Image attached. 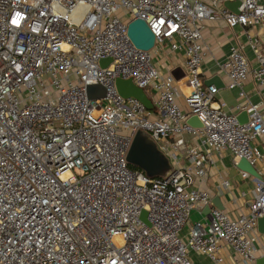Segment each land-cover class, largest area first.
Returning a JSON list of instances; mask_svg holds the SVG:
<instances>
[{"label":"built area","instance_id":"1","mask_svg":"<svg viewBox=\"0 0 264 264\" xmlns=\"http://www.w3.org/2000/svg\"><path fill=\"white\" fill-rule=\"evenodd\" d=\"M225 1L0 0V264H194L193 253L223 264L225 246L237 263L257 264L264 180L239 219L213 207L205 221L189 224L192 211L212 206L195 182L218 157L229 152L236 167L264 159L256 145L264 136L260 106H243L250 119L241 125L202 77L205 21L264 27V0H241L239 13ZM134 19L155 35L153 49L129 39ZM249 44L255 68L240 46L219 64L244 100L251 77L264 91V46ZM164 49L184 56L180 78L155 65ZM104 59H112L106 68ZM118 79L143 89L155 111L122 97ZM90 86L104 97L101 90L90 97ZM191 117L202 128L189 125ZM139 132L168 157L165 175L149 178L128 164ZM188 135L200 146L187 145ZM181 156L183 166H174Z\"/></svg>","mask_w":264,"mask_h":264},{"label":"crops","instance_id":"2","mask_svg":"<svg viewBox=\"0 0 264 264\" xmlns=\"http://www.w3.org/2000/svg\"><path fill=\"white\" fill-rule=\"evenodd\" d=\"M205 1L207 3H212L215 0ZM227 1L235 2L236 0ZM227 1L223 4V8L225 9H227L225 7V3ZM202 33L203 44L205 47V57L202 64V77L205 84L215 76L220 78L222 83L221 87L210 85L219 89L217 96L218 101L221 104H224L225 110L228 113L235 115L239 121H243L245 123H247L250 119L249 113L243 108V106L247 104L260 106V109L264 114V91L258 86L252 77L249 78L244 85V91L247 95V100H244L240 97L238 89L228 88L229 79L219 70V64L223 63L227 59L231 48L234 46L243 47V51L248 60L251 62V66L255 68L257 66V62L255 54L250 48L249 42L252 39V41H258L261 46H264V27H254L249 29H244L242 26L230 27L223 18H219L216 22L205 21L203 23ZM248 36H250V39ZM154 63L164 75L173 74L178 79L182 76L181 72L185 67V58L182 54L173 53L168 49H164L154 58ZM176 71H178V73H176ZM184 83V80L179 82L184 92H186L187 89ZM181 99L184 101V98H179V104L182 110L187 113L188 108L186 103L184 101L182 104L180 102ZM184 139L186 144L189 146H200L197 138H193L188 135L185 136ZM156 145L158 150L163 153L160 145L158 143H156ZM256 145L264 153V136L259 138ZM181 157L180 162L177 165L174 164V166H183L185 160ZM131 168L143 172L133 166H131ZM255 168L260 176H262V180H264V159L258 162L255 165ZM241 172L242 171L238 167L234 166V157L229 152H224L222 156L216 159L215 164L209 170L207 178L205 180L197 179L195 182L196 187L203 188L210 192L212 196V206L192 211L189 222L190 225L205 221V217L208 216L206 213L207 209L215 207L213 205L214 201L219 202L224 208L223 211L233 220L239 219L241 215L248 212L251 206L256 181L259 180H256L253 177L243 179ZM224 180H228L230 182L229 189L222 188V181ZM256 236V246L259 255L258 260L264 259V234L259 232L258 226ZM221 255L225 259L223 264H240L237 263L239 262L238 256L229 247L225 246L221 251ZM191 258L194 264H211L210 260L205 256L193 253L191 254Z\"/></svg>","mask_w":264,"mask_h":264},{"label":"water","instance_id":"3","mask_svg":"<svg viewBox=\"0 0 264 264\" xmlns=\"http://www.w3.org/2000/svg\"><path fill=\"white\" fill-rule=\"evenodd\" d=\"M241 3V0H236L235 2L227 1L225 7L234 13H239ZM128 36L133 45L140 50L149 51L155 46V35L144 20L134 19L130 21L128 24ZM111 63L112 59H104L100 62V65L101 67L106 68ZM206 84L208 86L216 85L218 87H221L222 85L218 76L213 77L211 80L207 81ZM116 87L119 94L125 99H136L144 104L148 110L155 111L152 100L148 97L147 93L143 89L135 86L132 80L118 79L116 81ZM95 90H101L103 94L99 97H104V89L98 86H90L88 88V94L90 97H94L93 93ZM239 122L241 125L246 124L243 121ZM188 124L194 128H202V124L197 117H191L188 120ZM127 162L129 165L140 169L149 178L153 179L163 176L164 173L171 169L168 158L158 150L156 143L142 132L137 133L135 136L127 157ZM237 167L242 172L248 173L256 180H262V176L257 172V169L246 159H241ZM213 205L219 210L223 211L224 209L217 201H214ZM206 213H210L209 208ZM141 219L150 227V223L147 220V213L145 211L142 212ZM258 230L260 233L264 234V216L258 220ZM257 264H264V259L258 260Z\"/></svg>","mask_w":264,"mask_h":264},{"label":"rangeland","instance_id":"4","mask_svg":"<svg viewBox=\"0 0 264 264\" xmlns=\"http://www.w3.org/2000/svg\"><path fill=\"white\" fill-rule=\"evenodd\" d=\"M155 62H156V60H155ZM180 102L183 104L184 101L181 99ZM167 172H168V171H167ZM167 172H166V173H167ZM166 173H164L163 175H165Z\"/></svg>","mask_w":264,"mask_h":264},{"label":"trees","instance_id":"5","mask_svg":"<svg viewBox=\"0 0 264 264\" xmlns=\"http://www.w3.org/2000/svg\"><path fill=\"white\" fill-rule=\"evenodd\" d=\"M176 73H178V71H176Z\"/></svg>","mask_w":264,"mask_h":264}]
</instances>
